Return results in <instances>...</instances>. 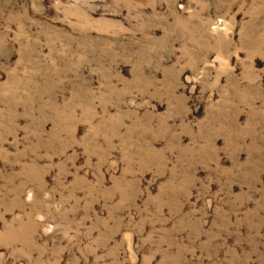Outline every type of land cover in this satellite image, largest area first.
<instances>
[{
	"label": "rangeland",
	"instance_id": "rangeland-1",
	"mask_svg": "<svg viewBox=\"0 0 264 264\" xmlns=\"http://www.w3.org/2000/svg\"><path fill=\"white\" fill-rule=\"evenodd\" d=\"M0 264H264V0H0Z\"/></svg>",
	"mask_w": 264,
	"mask_h": 264
}]
</instances>
